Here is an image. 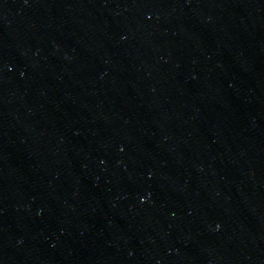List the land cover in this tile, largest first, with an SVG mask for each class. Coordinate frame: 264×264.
<instances>
[{
  "label": "water",
  "instance_id": "95a60500",
  "mask_svg": "<svg viewBox=\"0 0 264 264\" xmlns=\"http://www.w3.org/2000/svg\"><path fill=\"white\" fill-rule=\"evenodd\" d=\"M0 264H264V0H0Z\"/></svg>",
  "mask_w": 264,
  "mask_h": 264
}]
</instances>
